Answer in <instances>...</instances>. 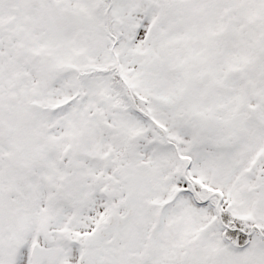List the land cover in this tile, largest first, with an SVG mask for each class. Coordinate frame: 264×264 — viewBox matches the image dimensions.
I'll return each instance as SVG.
<instances>
[{
	"label": "snow or ice",
	"instance_id": "6c2138e0",
	"mask_svg": "<svg viewBox=\"0 0 264 264\" xmlns=\"http://www.w3.org/2000/svg\"><path fill=\"white\" fill-rule=\"evenodd\" d=\"M0 264H264V0H0Z\"/></svg>",
	"mask_w": 264,
	"mask_h": 264
}]
</instances>
